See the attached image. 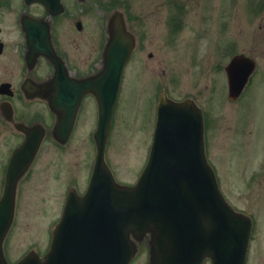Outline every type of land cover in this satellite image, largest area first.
<instances>
[{
    "label": "rangeland",
    "instance_id": "rangeland-1",
    "mask_svg": "<svg viewBox=\"0 0 264 264\" xmlns=\"http://www.w3.org/2000/svg\"><path fill=\"white\" fill-rule=\"evenodd\" d=\"M246 2L74 0V15L85 24L80 34L82 39L87 41L89 34L92 35L93 53L107 18L114 10L129 17L137 13L144 19L149 18L148 23L140 27H135L132 21V32L139 42L137 40L133 57L123 72L105 149L106 164L116 180L125 184L134 182L146 161L159 88H164L174 100L195 94L207 117V154L216 168L220 188L237 209L252 215L254 220L247 264H264V41L258 42L254 36L251 47L252 40L247 41L251 33L241 31L245 18L252 14L245 8ZM256 17L249 18L250 28L256 23ZM85 51L88 52V47ZM241 51L256 58L258 69L247 93L236 101H229L225 73L220 75L217 69L228 62L231 54ZM93 57L96 59L99 55ZM95 116L93 106L91 110L82 109L68 144L62 149L48 143L44 145L42 154L55 156L56 152H62L64 166L60 174H43L36 167L21 182L12 226L5 241L10 261L31 249L40 256L47 250L62 198L67 186L72 184L67 175L70 173L67 161L74 158V151L78 153L79 173L84 172L79 177V189H82L88 172L85 162H90L95 155L89 139L95 127ZM145 242L144 239L132 264H147Z\"/></svg>",
    "mask_w": 264,
    "mask_h": 264
},
{
    "label": "water",
    "instance_id": "water-1",
    "mask_svg": "<svg viewBox=\"0 0 264 264\" xmlns=\"http://www.w3.org/2000/svg\"><path fill=\"white\" fill-rule=\"evenodd\" d=\"M107 32L97 73L67 84L57 75L58 89L50 100L57 114L54 136L64 143L82 96L92 93L96 98V160L89 185L83 195L69 192L43 257L29 251L15 264H129L135 241L146 234L149 264H202L207 257L211 264H245L251 221L234 211L218 188L204 153L202 114L192 100L161 95L148 159L136 183L114 179L104 151L134 37L119 11L108 19ZM254 66L243 54L225 66L230 99L239 95ZM26 133L12 163L23 158L27 164L38 148L42 131L26 128ZM21 168H9L0 199V264H8L2 242L12 222Z\"/></svg>",
    "mask_w": 264,
    "mask_h": 264
},
{
    "label": "flooded vegetation",
    "instance_id": "flooded-vegetation-1",
    "mask_svg": "<svg viewBox=\"0 0 264 264\" xmlns=\"http://www.w3.org/2000/svg\"><path fill=\"white\" fill-rule=\"evenodd\" d=\"M185 1L189 4L192 0ZM230 5L232 6L233 2ZM171 6H174V3ZM245 8L252 14L245 18L246 23L241 26V31L251 33L247 41L252 40L250 46L253 47L254 36H257L258 42L264 41V0H247ZM141 12L143 14V11ZM256 15V23H253L250 28L249 18ZM145 18L147 19L137 13L134 17L125 16L127 29L132 32V21L135 27L147 24L149 18ZM170 20L172 23L175 22V19ZM84 28L85 24H82L74 15V0H29L28 2L26 0H0V144L2 143L0 145V191L4 187L10 166L15 169L27 167L17 182V193L21 182L25 177L30 176L36 167L43 174L57 176L62 172L64 166L62 152H56L55 156L48 153L42 154L46 143L60 149L64 146L53 136L57 115L51 109L50 100L53 99L58 89L55 81L58 79L57 75L64 77L63 81L67 84L74 78L80 79L94 74L98 69H95V66L101 62L107 36L104 29L99 35L96 52L93 53L92 35L89 34L87 41L83 40L80 35ZM84 35L87 36V33ZM135 39L137 44V36ZM141 42L142 39H140ZM85 47H88L87 53ZM235 53H244L256 61V58L249 52ZM97 54L99 57L95 59L93 55ZM148 56L151 57L152 53ZM132 57L133 52L128 63ZM257 65L256 62V67ZM217 72L221 75L224 72V65H220ZM252 77L253 74L244 90L247 89ZM31 82L41 84L37 89V94L25 88V85ZM162 90L163 88L160 89ZM187 97L198 101L195 94H189L184 98ZM92 106L96 108L94 94L85 93L75 113L74 126L66 144L74 135L82 109L91 110ZM28 127H35V130L40 128L43 131L39 149L29 164H25L23 158H18L15 163H11L15 149L25 140V129ZM89 139L93 144L92 133ZM93 162L94 156L90 162H85L88 168L85 181L90 176ZM66 164L70 169V173L67 174L72 183L70 188L74 187L79 190L78 186L81 185L79 177L84 172L79 173L78 153L74 151V158L71 160L69 158Z\"/></svg>",
    "mask_w": 264,
    "mask_h": 264
}]
</instances>
